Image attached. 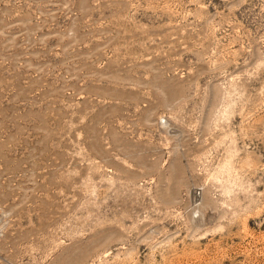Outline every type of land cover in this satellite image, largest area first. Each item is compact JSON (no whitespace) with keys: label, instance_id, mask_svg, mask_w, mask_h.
I'll return each instance as SVG.
<instances>
[{"label":"rangeland","instance_id":"1","mask_svg":"<svg viewBox=\"0 0 264 264\" xmlns=\"http://www.w3.org/2000/svg\"><path fill=\"white\" fill-rule=\"evenodd\" d=\"M0 264H264V0H0Z\"/></svg>","mask_w":264,"mask_h":264}]
</instances>
